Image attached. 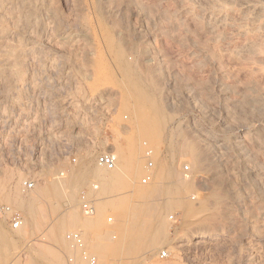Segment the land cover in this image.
<instances>
[{
	"label": "rangeland",
	"instance_id": "rangeland-1",
	"mask_svg": "<svg viewBox=\"0 0 264 264\" xmlns=\"http://www.w3.org/2000/svg\"><path fill=\"white\" fill-rule=\"evenodd\" d=\"M113 2L117 4V1ZM125 2L123 10L121 9L113 15L114 17H109V21L111 20L112 22H110L115 24L114 31L117 30L115 32L121 34L119 40L122 41L123 47L124 44L126 45L124 48L127 53L129 52L127 55L132 52V57L130 58L129 55L128 58L132 59L131 64L135 63L132 68L136 74L140 79L145 76L151 78L152 75V80L145 78L147 81H144L143 78L142 82L146 83L145 86L148 84L146 86H149L148 90H152L149 95L153 93V97H150L160 106V117L163 116V119H159V127L160 132L165 131L160 134L161 142L157 145L159 147L152 146L149 142L145 144L143 133L139 134L141 129L139 132L137 130L141 126L138 125L140 123L132 121V115L129 112L126 114L122 109H119L120 95L118 93L116 95V92L115 94L108 92L102 101L103 108L98 105L94 106L95 104L89 106L81 95L75 94L74 90L78 87L80 89L77 90L82 88L86 90L87 83L85 85V80L79 75V72H75L76 68L71 66L69 55L65 53L67 51L60 50L61 54L63 52L64 55L66 54V57L63 55L66 64L58 65L55 71L53 70L54 73L48 75L51 78L38 76L41 79L37 78L30 84L27 82V88L25 87L26 83L23 84L22 89L25 87V91L23 94L22 91L20 95L23 100L19 98L15 101L14 99L16 103H13L16 107L13 106L14 104L13 107L11 106V101L8 105V110H10L8 113L11 114L9 113L7 116L12 117L8 118L11 121L8 120L9 127L3 128L0 125V187L4 186V188L2 187L4 190L0 188V205H9L15 211L20 212L24 219L23 227L19 231L13 232L9 229L8 224L0 218L2 233V235L0 233V264H68L69 257L74 258L76 264H86L81 260L79 251L70 249L66 243L64 236L69 231H78L82 234L87 251L94 257L95 252L92 247L94 244L113 245L119 242V234L113 232L117 224L116 216L109 206L115 199L114 196L100 194L104 189L100 176L102 172L95 173L94 164L98 155L103 152H112L113 147L117 145L119 147L126 146L125 138L130 134L134 136L137 132L140 136L137 134L139 138L135 135L134 139L139 146V151H141L140 148L143 151L140 152L142 155L140 166L142 165L143 169L140 167V175L138 174V177L132 182L135 184L131 183V185L134 187L137 183L139 189L142 187L141 190L145 187H147L145 189L154 187L152 184L155 186L158 184L161 188L160 196H157V202L162 204L161 211H159L161 214L158 212L160 215L157 213L156 218L154 217L156 225H153L150 233L151 235L158 233L162 228L164 242L155 244V249L145 252L147 251L145 249L148 245L147 242L151 239L145 240L146 242L140 246V249L138 248L132 255L122 257L121 264H127L128 261V264H264V30L259 29L260 31L257 32L256 22L252 23L251 20H248L250 12L243 10L240 5L237 6L238 2H234V5L231 4L230 0H226L227 4H225L226 11L229 12L225 23L219 25L218 28L215 26L213 29L208 28L210 23L207 24L210 19L212 22L208 12L215 4L210 0H125ZM55 3V6L59 4L57 7L64 15L71 14V0H58ZM114 3L113 5H115ZM228 3L230 4L228 5ZM159 12H164L165 15L170 14L169 16L180 22L179 27L174 26L176 29L174 31V27L167 20L157 17L158 14L160 15ZM183 13L185 14L183 15ZM192 14L193 16H191ZM184 16H186L185 19ZM151 17L160 20L154 21ZM162 19L166 22H162ZM170 26L171 29L166 28H170ZM141 27L142 29H140ZM236 28L238 30L247 29L244 31L248 33L238 34L240 32ZM135 29L140 32H136ZM159 29H162L163 32ZM248 43H252L251 49L245 47ZM145 45L148 49L150 48V52L148 51L147 54L142 52ZM59 46L61 45L59 44ZM130 48L134 49V52ZM144 56L146 57L143 58ZM137 65L141 67L139 66V68ZM56 73L57 75H55ZM72 73L74 77H71ZM54 75L57 77L55 78ZM147 75L149 76L147 77ZM65 77L67 78L65 79ZM116 80L110 81L111 83L108 85L111 87L112 83L113 86L116 85L120 79ZM63 81L64 83H62ZM220 82L226 84L225 90L220 88ZM75 83L77 84L76 89L74 88ZM155 90L156 92H153ZM48 93L51 94H49L51 97ZM35 94L36 96H34ZM70 94L74 98L73 102L75 100L77 103V105L74 103L76 111L79 109L77 112L74 109L72 111V108L67 107L68 105L63 109L62 105H66L63 100L68 99L65 97H69ZM107 97L108 99H105ZM55 99L57 101L59 99V103L57 101L55 103ZM250 99H253V103L250 102ZM241 102L243 106L240 104ZM251 107L257 109L253 110ZM52 108L53 110H51ZM65 112L66 116L63 114ZM145 112L143 115L147 116L148 112ZM162 121H165L164 126H162ZM114 125H117V128ZM131 135L130 137H132ZM90 142H96V147L94 145L89 147L90 157L85 161L83 160L85 158L84 147L87 146L84 145L91 146ZM99 143L102 145L100 146ZM145 147L152 150L153 168L149 172L151 174L150 181L143 185L141 179L147 173V160L144 157ZM191 147L195 148V152L199 153L201 157H204L201 159L199 156L201 160L198 167L194 166V154ZM72 159H75V162ZM82 164L87 165L85 178H82V181L85 180L84 184L80 183L78 188L74 186L75 188L69 190L67 184L70 176L72 172L78 171ZM167 166H170L173 172L175 170L176 178L185 180L178 190L181 192L180 195L182 194L181 197L185 201L187 200L186 202L192 203L191 205L195 207L203 203L208 205L207 214L204 212L201 214L202 217L199 214L195 216V220L191 219L193 222L198 221L204 223V226L207 225L210 232L218 231L211 244L190 245L189 248L180 250L176 247V240L185 236L187 233L185 230L188 231L192 222L182 207L167 204L169 199H166L171 197H168L166 193L167 187L171 184L164 173ZM185 167L188 169L187 171L184 170ZM3 170L6 174L2 172ZM7 170L8 172L10 170L9 174ZM60 173H63L62 177H60ZM164 175L165 177H163ZM159 176H162L163 180ZM18 178L19 180H17ZM28 180L34 181L35 185L32 191L24 194L22 184ZM100 180L102 184H100ZM92 182L97 184V191L90 188ZM49 185H55L56 191L61 189L62 195L60 196L64 200L58 201L53 194L41 193V190ZM57 186L58 188H56ZM61 191L57 193L61 194ZM185 191L187 192L185 193ZM69 193L74 194L75 204L73 203V205L75 206L65 204ZM84 193L88 195L87 198L94 208L92 216H86L82 211L81 195ZM221 199L224 200L221 201ZM162 200L166 201V203L163 201L166 205ZM214 200H217L215 201L217 203H213ZM33 207H37L41 211L44 217L42 221L33 222L31 220ZM69 207H71V211L74 210L76 214L78 213L77 224L64 221L67 215L71 214ZM74 211L72 214L75 213ZM65 213L66 217L63 219ZM84 223L88 225L85 226ZM159 224L162 225L160 228H158ZM83 231L88 233L87 237L84 236ZM153 231L155 232L152 233ZM39 238L43 241L42 243L33 247L27 245L28 241ZM174 245L176 248L173 247ZM22 247L27 249V258L24 261L15 258L16 252ZM162 251H165V257H160ZM96 261L99 264L97 258ZM113 264H117V262Z\"/></svg>",
	"mask_w": 264,
	"mask_h": 264
},
{
	"label": "bare ground",
	"instance_id": "bare-ground-1",
	"mask_svg": "<svg viewBox=\"0 0 264 264\" xmlns=\"http://www.w3.org/2000/svg\"><path fill=\"white\" fill-rule=\"evenodd\" d=\"M113 1H117L115 4ZM131 1V0H130ZM208 1V0H207ZM225 1V2H224ZM210 0V2L215 3L212 10L208 12L210 14V18H212V22L209 20L207 24H209V29H213L215 26L223 25L227 19V12L226 11V0ZM55 0H0V125L3 126V128L9 127V122L7 116L8 111V105L11 103V106L16 103L14 102L19 98L22 94L24 93V89L26 85L34 81L38 76H43L44 78L50 77L48 76L51 73H54L53 70L55 71V68L62 64H66L64 61V55L63 53L61 54L59 51L63 49V51H67L65 53H68L69 59L71 60L70 63H72L71 66H74L76 68L75 72H79V75L82 76V78L85 80V85L87 83V89L84 90L83 88L81 90L79 87L77 88V84L73 85V87L76 89L73 92L77 95H81L85 100V102L90 106V104H95L94 106L98 105L99 107L102 104L104 96L108 92L111 94L112 92L116 95L117 93L121 96H119L120 102L119 104V109H122L123 112H129L132 115V121H136L137 123H140L138 125H141L140 127L137 125V130L141 129L139 134L143 133L145 144L148 142L155 147L157 146L160 142V127H159V119L162 118L160 117L161 109L160 106H158L157 103H155L149 95V92H152V90H148V87L143 84V78L140 79V77L136 74V72L133 70L131 64V60H129L128 56L130 55V58L132 57L131 53L127 55V51L125 50L126 45L121 43L122 41L119 40L121 37V34H118V32L114 31V26L113 23L109 21V17H114L113 15L117 14L121 9L123 8V4L125 0H71V5L72 9L71 14H66L64 15L60 9L55 6ZM60 2V1H59ZM65 2V1H64ZM70 2V1H69ZM128 2V1H127ZM209 2V3H210ZM228 2V1H227ZM234 2H238L237 6L240 5L243 10H246L248 12V20H251L252 23L256 22V25L258 30H264V0H233L231 3L233 4ZM66 3V2H65ZM113 3L115 5H113ZM126 3V2H125ZM132 3V2H131ZM156 3V2H155ZM228 3V5L230 4ZM139 4V2H138ZM158 4V3H157ZM212 4V3H210ZM65 5V4H64ZM128 5V4H127ZM143 5V4H142ZM156 5V4H155ZM209 5V4H208ZM227 5V6H228ZM234 5V4H233ZM66 6V5H65ZM125 6V5H124ZM133 6V5H132ZM135 6V5H134ZM141 6V5H140ZM144 6V5H143ZM151 6V5H150ZM149 6V7H150ZM63 7V6H62ZM71 7V6H70ZM148 7V6H147ZM146 7V8H147ZM152 7V6H151ZM208 7V6H207ZM68 8V7H67ZM66 8V10H67ZM138 8V7H137ZM154 8V7H153ZM157 8V6H156ZM209 8V9H211ZM69 9V8H68ZM145 9V8H144ZM162 9V8H161ZM184 9V7H183ZM182 9V10H183ZM202 9H205L202 7ZM207 9V8H206ZM229 9V8H228ZM123 10V9H122ZM126 10V9H125ZM130 10V9H129ZM132 10V9H131ZM150 10V9H149ZM155 10V9H154ZM158 10V9H157ZM167 10V9H166ZM191 10V9H190ZM232 10V9H231ZM128 11V9H127ZM160 11V10H159ZM129 12V11H128ZM133 12V11H132ZM140 12V11H139ZM166 12V11H165ZM186 12H188L186 10ZM70 13V12H69ZM155 13V11H154ZM160 15L157 17L164 18L165 20L168 21V23L171 26H178L180 25V22L176 20L174 17L169 16L168 14L165 15L164 12H159ZM164 13V14H163ZM169 13H172L169 11ZM197 13V12H196ZM206 13V11H205ZM232 13V12H231ZM139 14V13H138ZM151 14V13H150ZM149 14V15H150ZM185 13H183L184 15ZM203 14V13H201ZM242 14V13H241ZM123 15H125L123 13ZM129 15V13H128ZM148 15V16H149ZM154 15V14H153ZM178 15V14H177ZM188 15V14H186ZM190 15V14H189ZM188 15V16H189ZM246 15V14H245ZM146 16V15H145ZM152 16V15H151ZM193 16V14L191 15ZM199 16V15H198ZM197 16V17H198ZM202 16V15H201ZM213 16V17H212ZM227 16V17H226ZM116 17V16H115ZM128 17V16H127ZM180 17V16H179ZM194 17H196L194 15ZM245 17V16H244ZM147 18V17H146ZM152 18V17H151ZM186 16H184V19ZM193 18V17H192ZM199 18V17H198ZM208 18V17H207ZM247 18V17H246ZM112 19V18H111ZM115 19V18H114ZM153 19V18H152ZM122 20V19H121ZM145 20V19H144ZM150 20V19H149ZM154 21L157 20L153 19ZM158 20H160L158 18ZM157 20V21H158ZM131 22V21H130ZM162 22H166L162 19ZM230 22V21H229ZM228 22V23H229ZM248 22V21H247ZM160 23V22H159ZM202 23V22H201ZM126 24V23H125ZM144 24V23H143ZM163 24V23H161ZM165 24V23H164ZM227 24V23H226ZM121 25V24H120ZM128 25V23H127ZM131 26V25H130ZM142 26V25H140ZM154 26V25H153ZM157 26V24H156ZM162 26V25H161ZM166 26V24H165ZM169 27V25H167ZM166 27L167 29H171ZM206 26V25H205ZM219 26V27H220ZM254 26V25H253ZM117 27V24H116ZM125 27V26H124ZM133 27V25H132ZM175 27L173 30L175 31ZM179 27V26H178ZM207 27V26H206ZM159 28V27H158ZM253 28V27H252ZM116 29V28H115ZM122 29V28H121ZM126 29V28H125ZM142 29V27L140 28ZM237 29V28H236ZM235 29V31H236ZM240 29V28H239ZM238 30V34H242L243 32H246L247 29ZM131 30V29H129ZM136 30V29H135ZM134 30V31H135ZM160 30V29H159ZM162 30V29H161ZM160 30V31H161ZM185 30V29H184ZM208 30V29H207ZM246 30V31H244ZM249 30V29H248ZM252 30V29H250ZM259 30V31H260ZM122 31V30H121ZM125 31V30H124ZM139 30H136V32ZM142 31V30H141ZM157 31V32H160ZM167 31V30H166ZM211 31V30H210ZM214 31V30H213ZM123 32V31H122ZM127 32V31H126ZM133 32V31H132ZM140 32V31H139ZM138 32V33H139ZM155 32V31H154ZM163 32V31H161ZM168 32V31H167ZM172 32V31H171ZM170 32V33H171ZM218 32V31H217ZM237 32V31H236ZM242 32V33H241ZM129 33V32H128ZM146 33V32H145ZM165 33V32H164ZM163 33V34H164ZM174 33V32H173ZM256 33V32H255ZM126 34V33H125ZM130 34H132L130 32ZM129 34V35H130ZM135 34V33H134ZM142 34V33H141ZM166 34V33H165ZM261 34V33H260ZM181 35V34H180ZM120 36V37H119ZM131 36V35H130ZM138 36V35H137ZM169 36V35H168ZM214 36V35H213ZM216 36V34H215ZM261 36V35H260ZM140 37V36H139ZM144 38V36H141V38ZM124 38V37H123ZM127 38V37H126ZM136 38V37H135ZM134 38V39H135ZM140 38V39H141ZM218 38V37H217ZM130 39V38H129ZM125 40V39H124ZM128 40V39H127ZM132 40V39H130ZM218 40V39H217ZM144 41V40H143ZM150 41V40H149ZM124 42V41H123ZM128 42V41H127ZM146 42V41H145ZM252 42V41H251ZM126 43V42H125ZM132 43V42H131ZM59 44L61 46H59ZM130 44V42H129ZM252 44V43H251ZM250 43L246 44V48H250L252 45ZM132 45V44H131ZM135 45V44H133ZM151 45V44H150ZM128 46V45H127ZM130 46V45H129ZM146 46V45H145ZM132 47V46H131ZM135 47V46H134ZM137 47V46H136ZM129 48V47H128ZM142 48V47H141ZM243 48V47H241ZM131 49V48H130ZM150 49V48H149ZM149 49L144 47L142 50L143 54H147ZM251 49V48H250ZM132 50V49H131ZM134 50V49H133ZM132 50V51H133ZM242 50V49H241ZM244 50V49H243ZM247 50V49H246ZM130 51V50H129ZM62 52V51H61ZM134 52V51H133ZM150 52V51H149ZM59 53V54H58ZM137 53V52H136ZM204 53V52H203ZM134 54V53H133ZM138 54V53H137ZM136 54V56H137ZM64 55V56H63ZM140 55V54H139ZM149 55V54H148ZM155 55V54H154ZM147 56V55H146ZM144 56L143 58H145ZM151 56V55H149ZM153 56V55H152ZM151 56V57H152ZM66 57V56H65ZM136 59V58H135ZM140 59V58H139ZM157 59V58H156ZM159 59V58H158ZM69 60V61H70ZM135 61V60H134ZM141 61V60H140ZM147 61V60H146ZM156 61V60H154ZM138 62V61H137ZM157 62V61H156ZM155 62V63H156ZM69 63V62H68ZM142 63V62H141ZM158 63V62H157ZM156 63V64H157ZM138 64V63H137ZM144 64V63H143ZM68 65V64H67ZM141 65V64H140ZM140 65H137L138 67ZM141 67V66H140ZM139 67V68H140ZM143 67V66H142ZM147 67V66H146ZM60 68V67H59ZM58 68V69H59ZM62 68V67H61ZM64 68V66H63ZM69 68V67H68ZM73 68V67H72ZM136 68V67H135ZM134 68V69H135ZM138 68V69H139ZM145 68V67H144ZM143 68V70H144ZM142 70V69H141ZM60 71V70H59ZM58 71V72H59ZM62 71V70H61ZM66 71V70H65ZM149 71V70H148ZM68 72V71H66ZM144 72V73H143ZM142 73L145 74V71ZM62 73V72H61ZM71 73V71H70ZM69 73V74H70ZM138 73V72H137ZM140 73V72H139ZM151 73V72H150ZM67 74V75H69ZM78 74V73H77ZM141 74V73H140ZM146 74H148L146 72ZM57 75V73L55 74ZM54 75V77H55ZM59 75V74H58ZM66 75V74H65ZM71 75V74H70ZM73 75V73H72ZM150 75V74H149ZM147 75V77L149 76ZM47 76V77H46ZM57 77V76H56ZM55 77V78H56ZM60 77V76H59ZM71 77H74L71 76ZM80 77V76H79ZM119 77L120 83L117 82L116 85L112 87L109 86L108 84L111 83L110 81L113 82V80H116V78ZM151 78H145L152 80V75L150 76ZM49 78V79H50ZM64 78V77H63ZM67 77H65L66 79ZM144 78V79H145ZM43 79V78H42ZM53 79V78H52ZM75 80V78H72ZM117 79V80H118ZM144 81H147V80ZM64 80V79H63ZM68 80V79H67ZM73 80V81H74ZM116 80V81H117ZM49 81V80H48ZM51 81V80H50ZM58 81V79H57ZM28 82V83H27ZM40 82V80H39ZM46 82V81H45ZM75 82V81H74ZM73 82V83H74ZM153 82V81H152ZM26 83V84H25ZM55 83V82H53ZM64 83V81L62 82ZM72 83V82H70ZM25 84V87L22 89V85ZM41 84V83H40ZM44 84V83H43ZM49 84V83H48ZM47 84V85H48ZM115 84V81H114ZM35 85V84H34ZM53 85V84H52ZM68 85V84H67ZM83 85V84H82ZM226 85V84H225ZM225 85L220 82V88L222 90H225ZM20 86V87H19ZM24 86V85H23ZM43 86V85H42ZM59 87L58 85H56ZM109 86V87H108ZM29 87V86H28ZM38 87V86H37ZM41 87V86H40ZM47 87V86H46ZM49 87V85H48ZM69 87V86H68ZM82 87V86H81ZM151 87V86H150ZM27 88V87H26ZM52 88V87H51ZM152 88V87H151ZM154 88V87H153ZM157 88V87H156ZM37 89V88H36ZM47 89V88H46ZM68 89V88H67ZM73 89V88H72ZM155 89V88H154ZM230 89V87H229ZM34 90V89H33ZM40 90V88H39ZM42 90V89H41ZM51 90V89H50ZM49 90V91H50ZM69 90V89H68ZM71 90V89H70ZM157 90V89H156ZM153 91V92H156ZM59 91V90H58ZM66 91V90H65ZM42 92V91H41ZM45 92V91H44ZM56 92V91H55ZM68 92V91H67ZM66 92V93H67ZM72 92V93H73ZM111 92V93H110ZM27 93V92H26ZM30 93V92H29ZM38 93V91H37ZM40 93V92H39ZM51 93V92H50ZM48 93V95L50 94ZM54 93V92H53ZM59 93V92H58ZM65 93V92H64ZM113 94V96H114ZM151 94V93H150ZM162 94V93H161ZM28 95V94H27ZM30 95V94H29ZM38 95V94H37ZM44 95V94H43ZM47 95V94H46ZM51 95V94H50ZM49 95V96H50ZM68 95V94H67ZM106 95V96H107ZM31 96V95H30ZM36 96V94L34 95ZM39 96V95H38ZM47 96V97H49ZM80 96V97H81ZM158 96V95H157ZM160 96V95H159ZM248 96V95H247ZM51 97V96H50ZM64 97V96H63ZM153 97V96H152ZM244 97V96H243ZM251 97V96H250ZM68 99H64L63 101L65 102L66 105L63 103V109L64 106H67L69 108H72V111H76V105L75 100L73 102L72 95L70 94L69 97H65ZM159 98V97H158ZM252 98V97H251ZM22 99V97L20 98ZM33 99V98H32ZM46 99V98H45ZM48 99V98H47ZM105 99H108L105 98ZM113 99V98H112ZM118 99V100H119ZM156 99V96H155ZM160 99V98H159ZM249 99V98H248ZM247 99V101H248ZM264 99V98H263ZM23 100V99H22ZM61 100V99H60ZM47 101V100H46ZM55 99V103H56ZM59 101V99H58ZM57 101V102H58ZM62 101V100H61ZM252 101V102H251ZM260 101V99H259ZM258 101V103H259ZM14 102V103H13ZM18 102V101H17ZM30 102V101H29ZM42 102V101H41ZM51 102V101H50ZM49 102V103H50ZM80 102V101H79ZM250 102L253 103V99H250ZM26 103V102H25ZM28 103V102H27ZM31 103V102H30ZM29 103V104H30ZM38 103V102H37ZM59 103V102H58ZM57 103V104H58ZM76 105H75V104ZM107 103V102H106ZM110 103V102H109ZM246 103V102H245ZM19 104V103H17ZM45 104V102H44ZM56 104V105H57ZM116 104V103H115ZM242 105V102L240 103ZM248 104V103H247ZM24 105V104H23ZM26 105V104H25ZM47 105V104H46ZM51 105V104H50ZM55 105V106H56ZM85 105V104H84ZM107 105V104H106ZM253 105V104H252ZM255 105V101H254ZM260 105V104H258ZM15 106V104L13 105ZM12 106V107H13ZM21 106V105H20ZM93 106V105H91ZM235 106V105H234ZM243 106V105H242ZM250 106V105H249ZM257 106V105H256ZM16 107V106H15ZM25 107V106H23ZM27 107V106H26ZM52 107V105H51ZM86 107V106H85ZM103 108V106H101ZM109 107V106H108ZM258 107V106H257ZM61 109V107L59 106ZM78 108V107H77ZM101 108V109H102ZM105 108V107H104ZM116 108V107H115ZM252 108V107H251ZM262 108V107H261ZM49 109V108H48ZM66 109V108H65ZM74 109V110H73ZM90 109V108H89ZM98 109V108H97ZM253 109V108H252ZM257 109V108H255ZM253 109V110H255ZM12 110V109H11ZM22 110V108H21ZM29 110V109H28ZM53 110V108L51 109ZM58 110V109H57ZM251 110V109H249ZM260 110V109H259ZM98 111V110H97ZM147 111L148 115L145 116L143 115ZM12 112V111H11ZM14 112V109H13ZM51 112V111H49ZM64 112V111H63ZM74 112V113H75ZM163 112V111H162ZM15 113V112H14ZM57 113V112H56ZM73 113V114H74ZM92 113V112H91ZM128 113V114H129ZM11 114V113H10ZM64 116H66V112L63 113ZM127 114V113H126ZM164 114V113H163ZM69 115V114H68ZM75 115V114H74ZM165 115V114H164ZM62 116V115H61ZM56 117V116H55ZM71 117V115H70ZM74 118V116H72ZM76 117V116H75ZM80 117V116H79ZM79 117H77L79 119ZM262 117V116H261ZM12 118V117H11ZM76 118V119H77ZM81 118V117H80ZM163 119V118H162ZM19 120V119H18ZM55 120V119H54ZM264 120V119H263ZM10 121V120H9ZM82 121V120H81ZM11 122V121H10ZM14 122V121H13ZM28 122V121H27ZM71 122V121H70ZM80 122V121H79ZM131 122V121H130ZM163 122V121H162ZM24 123V122H23ZM69 123V122H68ZM85 123V122H84ZM136 123V124H137ZM8 124V125H7ZM118 124V123H117ZM135 124V123H134ZM165 121L163 122L162 126H164ZM17 125V124H16ZM117 128V125H114ZM133 126V125H132ZM130 128V127H129ZM132 128V127H131ZM162 128V127H161ZM12 129V128H11ZM10 129V130H11ZM164 129V128H163ZM9 130V129H8ZM24 130V129H23ZM77 130V129H76ZM135 130V129H134ZM41 131V130H40ZM66 131V130H65ZM130 131V130H129ZM132 131V130H131ZM165 131V130H164ZM163 131V132H164ZM2 132V131H1ZM116 132V129H115ZM134 132V131H133ZM136 132V130H135ZM137 132V134H138ZM132 133V132H131ZM135 134V135H137ZM138 134V135H139ZM1 135V134H0ZM9 135V134H7ZM131 135V134H130ZM127 137L125 138L126 140V146L119 147L118 145L113 147L112 152H103V153H111L115 157V169L108 171L106 169L100 168L96 165V161L94 164V171L95 173L97 171H101V179L103 181L104 189L103 193L101 191L100 194H103L106 196H114V201L111 203L110 209L112 212L115 213L117 224L116 227L113 229V232L116 234L118 233L120 236L119 242L114 243L113 245L110 244H104V245H98L94 244L92 247L95 252V257L98 259L99 264H111L113 261L117 264H121V258L124 256H130L132 253H134L138 248L140 249V246H142L143 243H145V240H149L147 243L148 245L145 247L147 251L151 249H155L154 247L156 246L155 244L164 242L163 240V235L161 233L162 228H160L162 225L159 224L160 232L154 233L151 235L150 230L155 226L154 224V217L156 214L161 211V202H157V196L160 194L161 188H159L158 184L157 186L154 185L151 186V188L143 190L142 187L139 189L136 186H132L131 183L135 181L138 177V174L140 173V155L139 151V146L136 144V141L134 139L133 134L131 135L132 137ZM137 135V137H138ZM5 136V135H4ZM39 136V135H38ZM60 136V135H59ZM128 136V135H127ZM140 136V135H139ZM3 137V136H2ZM41 137V136H40ZM62 137V136H61ZM139 138V137H138ZM142 138V137H141ZM5 139V138H3ZM114 140V139H113ZM55 141V140H54ZM52 141V142H54ZM139 141V140H137ZM61 142V141H60ZM141 142V141H140ZM91 146L84 145L87 147H84V159L82 156V159L87 161L88 158L90 157V149L89 147H96L94 142H90ZM102 143V142H101ZM139 143V142H137ZM100 144V143H99ZM103 144V143H102ZM100 144V146L102 145ZM4 145V144H3ZM227 145V144H226ZM237 145V144H236ZM235 145V146H236ZM99 146V147H100ZM165 146V145H164ZM168 146V145H167ZM172 146V145H171ZM112 148V147H111ZM192 153L194 154V166L196 167L201 159H204V157H201L199 153L195 152V148L191 147ZM231 148V146H230ZM87 149V150H85ZM172 149V148H171ZM195 149V150H194ZM235 149V148H234ZM170 150V149H169ZM40 153V152H39ZM144 154V153H142ZM172 154V152H171ZM198 154V155H197ZM157 156V154H156ZM155 156V157H156ZM170 156V155H169ZM201 159H200V157ZM172 157V156H170ZM169 157V158H170ZM174 158V157H173ZM93 159V158H92ZM171 159V158H170ZM82 160V161H83ZM172 160V159H171ZM207 160V159H206ZM38 161V160H37ZM44 161V160H42ZM81 161V162H82ZM142 162V161H141ZM170 162V160H169ZM86 163V162H85ZM173 163V162H172ZM171 163V164H172ZM42 164V163H41ZM200 165V164H199ZM90 167V166H89ZM198 167V166H197ZM71 168V167H70ZM142 168V167H141ZM161 168V167H160ZM164 168V167H163ZM165 175L166 179L170 181L169 187H167V194L168 197L171 196L170 198H167L166 200L169 199L168 205L169 204H175L178 207H182V210H185L187 216L191 219L195 220V216L199 215L201 216L202 213H206V210L208 209L206 204H200L197 207L193 206L190 204V202H186L180 195L181 192H179L178 188H180L185 182V180H181L179 178H176L175 176V170L174 172L172 171V168L170 166L165 167ZM26 169V168H25ZM103 169V171H102ZM143 169V168H142ZM174 169V168H173ZM196 169V168H194ZM5 170V169H4ZM2 171L5 173V171ZM91 170L92 167H91ZM90 170V171H91ZM71 171V170H70ZM8 172V170H7ZM10 172V170H9ZM8 172V174H9ZM87 172V165L82 164L80 166V169L78 171H74L71 174V178L68 182V187L69 190L70 188L72 189L74 186L77 187L78 185L84 184L82 181V178H85V173ZM157 172V170H156ZM163 172V171H162ZM94 173V172H93ZM98 173V172H97ZM140 175V174H139ZM160 175V173H159ZM165 175L163 177H165ZM11 176V175H10ZM8 176V177H10ZM160 177V176H159ZM157 176L155 177V179ZM4 179V177H3ZM2 179V180H3ZM9 179V178H7ZM162 179V176L160 177ZM159 179V180H160ZM19 180V178L17 179ZM87 180V179H86ZM138 180V179H137ZM163 180V179H162ZM7 181V180H5ZM66 181V179H65ZM64 181V182H65ZM98 181V180H97ZM101 181V180H100ZM102 181L100 184H102ZM18 182V181H16ZM56 182V181H55ZM158 182V180H157ZM156 182V183H157ZM165 182V181H164ZM7 183V182H6ZM5 183V184H6ZM53 183V182H51ZM59 183V182H58ZM92 182L90 184V188H92ZM159 183V182H158ZM17 184V183H16ZM15 184V185H16ZM54 184V183H53ZM89 184V183H88ZM96 184V183H95ZM135 184V183H132ZM14 185V186H15ZM48 185V184H47ZM52 185V184H51ZM49 185L48 187L50 188H43L45 190H41V193L43 194H53L54 196L57 197V200L61 201L62 199V191L61 189V194H59V191H56L55 185L51 186ZM62 185V184H61ZM66 185V187H67ZM97 185V184H96ZM139 185V184H138ZM160 185V184H159ZM2 186V185H1ZM101 186V185H100ZM140 186V185H139ZM4 188V186H2ZM2 187H0L2 189ZM74 187V188H75ZM153 187V188H152ZM161 187V185H160ZM186 187V186H184ZM58 188V186L56 187ZM63 188V187H62ZM78 188V187H77ZM102 188V187H101ZM100 188V189H101ZM183 188V187H182ZM15 191V187L13 188ZM93 189V188H92ZM91 189V190H92ZM98 189V186H97ZM4 190V189H2ZM33 190V189H32ZM31 190V191H32ZM58 190V189H57ZM90 190V192H91ZM94 190V189H93ZM97 191V190H95ZM30 192V191H29ZM27 192V193H29ZM59 192V193H57ZM64 192V191H63ZM68 192V191H67ZM79 192V191H78ZM89 192V193H90ZM164 192V191H163ZM162 192V193H163ZM184 192V191H182ZM187 191H185L186 193ZM24 193V194H27ZM70 193H72L70 191ZM68 194L67 198L65 199V204L68 206H75L73 205L74 202V194ZM161 193V194H162ZM59 194V195H58ZM164 194V193H163ZM217 194V193H216ZM215 194V195H216ZM220 194V193H219ZM66 195V194H65ZM64 195V196H65ZM91 195V194H90ZM99 195V194H98ZM184 195V194H183ZM186 195V194H185ZM184 195V196H185ZM214 195V196H215ZM218 195V194H217ZM216 195V198H217ZM221 195V194H220ZM60 196V197H59ZM63 196V197H64ZM82 196V195H81ZM88 195H86L87 198ZM97 196V195H96ZM101 196V195H100ZM160 196V195H159ZM167 196V195H166ZM165 196V197H166ZM219 196V195H218ZM59 197V198H58ZM66 197V196H65ZM116 197V198H115ZM162 197V196H161ZM224 197V196H223ZM164 198V197H163ZM214 197V199H216ZM219 198H221L219 196ZM99 199V198H98ZM213 199V198H212ZM64 200V199H62ZM88 200V198H87ZM218 200V199H217ZM214 200L213 203H217ZM224 200V199H223ZM221 199V201H223ZM164 200H162L163 202ZM220 201V199H219ZM82 202V200H81ZM166 203V201H164ZM163 202V203H164ZM91 203V201H90ZM164 203V204H165ZM221 203V202H219ZM163 204V205H164ZM166 205V204H165ZM2 205H0L1 207ZM99 206V205H98ZM104 206V205H103ZM174 206V205H173ZM97 207V206H96ZM167 207V206H166ZM71 207H69L70 209ZM98 208V207H97ZM101 208V207H100ZM165 208V207H163ZM168 209V208H166ZM100 210V209H99ZM164 210V209H163ZM68 211V209H67ZM66 211V212H67ZM71 212V214L69 213ZM67 212L69 215L66 217H63L64 221L66 223L70 224H77L79 217L77 216L76 212L74 210L71 211V209ZM75 212L72 214V212ZM209 211V210H208ZM207 211V212H208ZM100 212V211H99ZM211 212V211H210ZM209 212V213H210ZM160 213V212H159ZM158 213V214H159ZM161 214V213H160ZM159 214V215H160ZM207 214V213H206ZM211 215V214H210ZM186 216V217H187ZM208 216V215H206ZM205 216V217H206ZM187 217V218H188ZM194 217V218H193ZM202 217V216H201ZM1 218V217H0ZM156 218V217H155ZM212 218V217H211ZM2 220L5 221V219L1 218ZM44 219L41 211L39 208L33 207L32 213H31V220L37 221L40 220L42 221ZM189 219V220H190ZM191 219V227L189 224L188 231L185 230L187 233L185 236H181L178 240H176V247L178 250L182 248H189L190 245H206V244H211V241L213 240L214 235L216 232H210L211 230L207 225L204 226V223H199L193 222ZM210 219V218H209ZM157 220V219H156ZM187 220V219H186ZM206 220V218H205ZM204 222V220H202ZM211 221V220H210ZM209 221V222H210ZM6 222V221H5ZM158 222V221H157ZM188 222V221H187ZM201 222V221H200ZM207 222V221H206ZM7 223V222H6ZM208 223V222H207ZM1 224V223H0ZM188 224V223H187ZM85 226H87V223H84ZM164 226V223H163ZM210 226V225H208ZM213 226V225H212ZM1 227V226H0ZM9 227V226H8ZM186 229V228H185ZM214 229V228H213ZM210 230V231H209ZM19 231V230H18ZM214 231V230H213ZM17 232V231H15ZM72 232V231H69ZM78 232V231H74ZM163 232V231H162ZM0 233H1V228H0ZM68 233V232H67ZM80 233V232H78ZM81 234V233H80ZM83 234L85 237L88 236V233L86 231H83ZM219 234V233H218ZM2 235V233H1ZM66 235V234H65ZM87 235V236H86ZM184 235V234H183ZM217 236V235H216ZM82 237V234H81ZM65 238V236H64ZM40 239V238H39ZM41 240V239H40ZM66 240V238H65ZM166 240V239H165ZM84 241V240H83ZM43 241L41 240L40 243ZM66 243L67 240H66ZM85 243V242H84ZM146 243V244H147ZM37 245V244H36ZM69 245V244H68ZM25 246V245H24ZM145 246V245H144ZM208 246V245H207ZM27 247V246H26ZM30 247V246H29ZM70 247V246H69ZM86 247V246H85ZM175 247V245L173 246ZM175 247V248H176ZM204 247V246H203ZM25 249V247H22L19 249ZM71 249V248H70ZM27 250V249H26ZM76 250V249H73ZM87 250V249H86ZM184 250V249H183ZM188 250V249H187ZM252 251V250H251ZM250 251V252H251ZM18 252V251H17ZM16 252V253H17ZM88 252V251H87ZM27 253V252H26ZM89 253V252H88ZM138 253V252H137ZM90 254V253H89ZM140 254V253H139ZM257 254V253H256ZM16 255V254H15ZM136 255V254H135ZM93 256V255H92ZM133 257V256H132ZM138 257V256H137ZM27 258V257H26ZM81 258V257H80ZM126 258V257H125ZM136 258V257H135ZM74 259V258H73ZM82 260V259H81ZM124 260V259H122ZM83 261V260H82ZM68 262V259H67ZM113 262V263H114ZM120 262V263H119ZM126 262V261H125ZM124 262V263H125ZM112 263V264H113ZM129 263V261H128ZM127 263V264H128ZM74 264L75 259H74ZM123 264V263H122Z\"/></svg>",
	"mask_w": 264,
	"mask_h": 264
},
{
	"label": "built area",
	"instance_id": "built-area-1",
	"mask_svg": "<svg viewBox=\"0 0 264 264\" xmlns=\"http://www.w3.org/2000/svg\"><path fill=\"white\" fill-rule=\"evenodd\" d=\"M144 157L147 160L146 162V170L147 173L143 176L141 179V184H147L151 179V174L149 173L153 168L152 163V150L148 149L147 147ZM73 162H75V159H72ZM115 157L111 153H101L96 158V165L100 168L106 169L108 171L115 169ZM184 170H188L186 167ZM63 176V173H60V177ZM34 181L28 180L24 181L22 184V192L27 193L31 191L34 188ZM92 188L94 190H97V185L95 183L92 184ZM82 200V211L86 216H92L94 214V208L91 206V203L86 198V194H82L81 196ZM0 217L5 219L7 222L9 229L13 232L20 230L24 225V219L20 212L15 211L13 208H11L9 205H2L0 207ZM65 238L70 246L71 249H76L80 253L81 259L86 264H97L96 258L89 254L86 250L85 243L83 241V238L81 237V234L78 232H68L65 235ZM41 242L40 239H33L28 241L27 245L30 247L35 246L36 244H39ZM27 250L21 249L18 251L15 255L16 259L25 260L27 257ZM166 253L165 251H162L160 253V257H165ZM68 264H74V259L72 257L68 258Z\"/></svg>",
	"mask_w": 264,
	"mask_h": 264
}]
</instances>
